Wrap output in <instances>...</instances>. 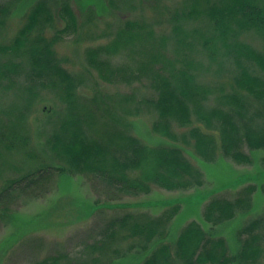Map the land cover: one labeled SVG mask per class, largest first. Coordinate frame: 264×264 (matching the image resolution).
Returning <instances> with one entry per match:
<instances>
[{"label": "trees", "instance_id": "16d2710c", "mask_svg": "<svg viewBox=\"0 0 264 264\" xmlns=\"http://www.w3.org/2000/svg\"><path fill=\"white\" fill-rule=\"evenodd\" d=\"M165 1L170 3H149L158 13L153 20L124 19L116 26L113 19L106 22L97 9H119L124 3L133 9L137 7L135 2L0 0V29L6 26L14 7L30 9L13 40L0 43V91L24 101L15 116L10 109L3 110L8 120L0 123V148L23 150L29 145L31 133L22 119L31 112L34 98L42 89L53 91L65 109L60 114L53 109L43 128L49 158H55V162L10 182L0 191V206L17 192L44 191L55 174L65 173H89L121 195H147L153 186L169 191L189 190L204 184V174L187 156V148L206 162L222 154L247 165L253 162V151L264 150V0L162 2ZM164 17L167 30L162 23ZM49 28H54L51 37L46 36ZM68 35L74 37L83 52V65L74 72L56 51V45ZM207 71L219 77L220 82L214 85L205 81ZM93 73L106 84H122L132 91L95 94L91 100L94 106L89 107L91 101L80 98L79 87ZM136 82L138 86L133 85ZM143 85L151 93L138 99V89ZM14 86L17 89L12 93ZM97 103L107 106L105 111L114 115V122L123 123L121 127L115 123L108 126L107 133L93 135L90 125L100 116ZM144 108L155 113L151 128L167 139L165 143L150 144L129 132L126 118L138 115ZM263 175L264 171L239 176L222 184L216 193ZM258 190L264 193V182L242 186L234 198L216 195L215 191L199 196V203L209 198L204 219L215 227L249 213ZM180 201L182 198L92 206L91 211L96 213L108 207L174 205L160 216L130 212L111 217L97 241L86 245L79 254L57 252L39 264H88L82 262L88 248L104 255L114 241L128 238L143 241L144 249L154 239L162 240L140 264L263 263L264 211L246 220L239 229V251L233 255L225 237L215 236L197 220L181 230L173 246L164 242L168 226L180 210ZM97 260L99 257L92 259Z\"/></svg>", "mask_w": 264, "mask_h": 264}, {"label": "rangeland", "instance_id": "374dc122", "mask_svg": "<svg viewBox=\"0 0 264 264\" xmlns=\"http://www.w3.org/2000/svg\"><path fill=\"white\" fill-rule=\"evenodd\" d=\"M7 1V0H1ZM92 2V0H89ZM137 7L131 9L124 3L119 9H97L102 12L103 19L118 26L122 24L124 19H141L147 21L155 18L156 8L153 6L156 2L159 4L170 3L163 0L141 1L132 0ZM180 1V0H175ZM32 2V1H31ZM104 0H99V3ZM153 4L152 7L149 4ZM31 3H27L29 6ZM158 9V8H157ZM30 9H21L14 7L8 16L6 26L0 29V43H9L16 36L18 30L24 25L25 17ZM80 14V9H76ZM102 22V21H100ZM104 22V21H103ZM163 27L169 29L168 22L164 17L162 20ZM60 24H56L58 27ZM54 29V28H53ZM49 28L46 30V36L51 37L54 30ZM156 29V28H155ZM108 31V29H107ZM81 42L82 39L80 38ZM101 40H106L103 38ZM260 44V43H259ZM58 56L64 61V65L71 71H76L83 65V52L78 48L76 41L72 35H68L56 45ZM199 56V54H197ZM118 56L117 61L121 59ZM198 58V57H197ZM206 64L207 60L199 57ZM203 79L216 85L220 82L219 77L212 72H205ZM96 81V82H95ZM139 82L134 83L138 86ZM18 86V85H17ZM17 86L11 90L13 93ZM117 91H132L131 87L124 88L120 85H110L102 82L96 77V74L88 75L86 82L79 87V95L83 100H92V96L100 93H114ZM151 90L147 85H143L138 89L137 97L142 99L149 96ZM22 98L26 99L25 94ZM98 101V100H97ZM24 101L19 100L17 95H4L0 91V123L7 118L3 110L10 109L15 116L20 110ZM96 102V101H95ZM34 107L26 112L25 122L31 139L29 145L22 149H13V151L0 148V191L4 189L14 179L21 177L29 171H35L43 164L55 162V158H49L51 154L46 146V138L43 128L47 119L52 115L53 111L63 113L65 111L64 104L60 103L55 93L48 89H42L39 96L34 98ZM94 106L92 101L89 107ZM104 104L97 103L96 109L100 116L90 125V131L97 136L100 133H107L108 126L123 124L114 122L113 114L105 111ZM54 109V110H53ZM116 114L118 112L115 111ZM120 117L123 113L120 112ZM119 116V115H118ZM116 116V117H118ZM126 118L129 132L143 141L150 144H159L166 142V138H162L155 134L151 128V121L155 117V113L147 112L144 108L138 115ZM124 120V118H122ZM8 118L6 119V121ZM3 123V122H2ZM44 124V125H42ZM88 126V125H87ZM31 149V154L29 150ZM248 149V148H247ZM187 156L204 174V184L200 187H194L189 190H173L169 191L159 186H153L149 194L140 196L121 195L113 189H108L102 182H97L91 174L65 173L55 174L52 177L51 184L46 186L45 190L37 194L17 192L11 201L3 202L0 206V264H39L47 255L61 252L63 254H79L84 250L86 245H91L99 238L100 230L111 217L123 215L125 213H148L155 216L162 215L166 210L172 208V204L155 205L147 207L119 208H103L96 213L92 212L91 207H101L103 203L130 202L139 203L142 201L157 200H174L182 198L179 212L174 216L168 226V235L164 238V242L174 245L181 230L192 220H197L202 226L215 236H223L229 245V253L236 254L239 251L238 231L244 222L249 218L256 217L264 211V193L258 190L254 195V205L249 213L240 214L235 219L215 227L208 223L203 217V210L208 199L201 203L199 196L205 193L215 191V194L225 195L234 198L237 191L248 183H257L261 185L264 182V175L257 180H249L248 182L229 186L228 189L216 193L222 184H229L236 180L237 177L248 175H259L264 171V150L253 151V162L251 164H237L222 154H218L213 162H206L196 156V152L186 149ZM249 151V150H248ZM57 162V161H56ZM60 163V162H59ZM189 198V199H188ZM193 201L194 203L190 202ZM132 207V208H131ZM7 208V209H6ZM162 240L152 241L148 249H144L143 241L137 238H128L114 241L104 255L88 248L82 258V262L88 264H140L145 255L150 253L151 249ZM115 252V253H114ZM94 257L99 260L92 261ZM264 264V259H262ZM236 264V262H233Z\"/></svg>", "mask_w": 264, "mask_h": 264}]
</instances>
